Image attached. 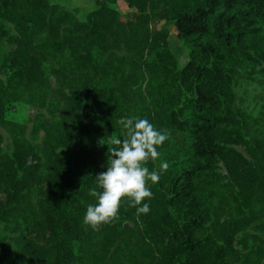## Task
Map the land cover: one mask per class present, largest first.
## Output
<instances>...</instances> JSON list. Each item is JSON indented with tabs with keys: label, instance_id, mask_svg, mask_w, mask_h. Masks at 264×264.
<instances>
[{
	"label": "trees",
	"instance_id": "obj_1",
	"mask_svg": "<svg viewBox=\"0 0 264 264\" xmlns=\"http://www.w3.org/2000/svg\"><path fill=\"white\" fill-rule=\"evenodd\" d=\"M0 43V264H264V0H0Z\"/></svg>",
	"mask_w": 264,
	"mask_h": 264
},
{
	"label": "rangeland",
	"instance_id": "obj_2",
	"mask_svg": "<svg viewBox=\"0 0 264 264\" xmlns=\"http://www.w3.org/2000/svg\"><path fill=\"white\" fill-rule=\"evenodd\" d=\"M52 3L76 12L81 21H85L89 13L96 9V0H52ZM116 8L126 17H131L133 14L123 1L116 4ZM170 49L185 65L190 54L187 53V47L184 43L173 32H171ZM4 51H7V47L0 43V52ZM196 55L198 54L196 53ZM237 95L240 107L248 114L254 117L258 116L264 107V71H260L253 76L245 75L239 81ZM54 110H56V107L36 108L25 104H13L8 107L7 118L25 124L28 127L29 139L37 146H41L44 134L40 132L38 135L33 136V122L41 116L51 119ZM0 131L4 136V144H9V134L3 128H0ZM13 236L0 226V238H11Z\"/></svg>",
	"mask_w": 264,
	"mask_h": 264
}]
</instances>
